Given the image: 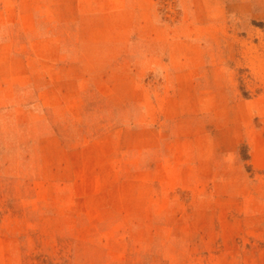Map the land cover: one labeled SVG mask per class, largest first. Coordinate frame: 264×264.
<instances>
[{
  "label": "rangeland",
  "instance_id": "obj_1",
  "mask_svg": "<svg viewBox=\"0 0 264 264\" xmlns=\"http://www.w3.org/2000/svg\"><path fill=\"white\" fill-rule=\"evenodd\" d=\"M0 264H264V0H0Z\"/></svg>",
  "mask_w": 264,
  "mask_h": 264
}]
</instances>
